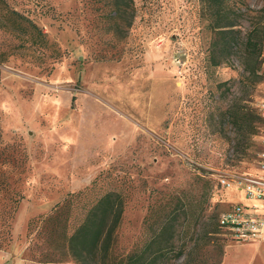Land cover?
I'll return each mask as SVG.
<instances>
[{
  "label": "rangeland",
  "instance_id": "1",
  "mask_svg": "<svg viewBox=\"0 0 264 264\" xmlns=\"http://www.w3.org/2000/svg\"><path fill=\"white\" fill-rule=\"evenodd\" d=\"M16 1L39 4L31 14L49 46L9 50L19 39L0 30V264H42L28 223L71 193H86L78 219L103 193L122 192L123 256L150 239L146 219L161 204L182 199L198 214L206 186L207 215L182 217L163 264H264L255 241L204 239L211 215L248 200L236 185L256 168L259 137L249 122L238 136L228 112L264 99V60L253 83L244 54L264 0L222 2L240 35L220 66L210 58L218 15L205 0H126L119 24L112 0Z\"/></svg>",
  "mask_w": 264,
  "mask_h": 264
},
{
  "label": "trees",
  "instance_id": "2",
  "mask_svg": "<svg viewBox=\"0 0 264 264\" xmlns=\"http://www.w3.org/2000/svg\"><path fill=\"white\" fill-rule=\"evenodd\" d=\"M124 1L126 0H112L113 13L118 24L122 16L127 13V5L123 4ZM223 1L205 0L212 13L218 15L212 26L215 38L211 46L210 58L214 66H220L229 59L230 51L240 35L235 29L237 24L224 16ZM18 5L16 0H0V30L10 32L19 39L17 44L10 43L7 49L48 47L47 33L31 14L38 9L39 4L35 7L25 5L19 7ZM43 7L44 5H41V11ZM260 13L261 16L255 18L254 27L244 41V54L252 60L251 64L245 65V69L252 77L253 83L262 78L258 71L262 63L261 50L264 45V6ZM4 52L0 54L1 57ZM1 57L0 60H2ZM228 116L238 136L242 134L246 122H249L251 135L258 137L263 119L257 107L253 110H245L236 106L229 110ZM97 182L98 179H95L94 184ZM207 188L208 186L198 200V214L192 211V202L185 203L182 199L171 206L167 203L161 204L158 209L153 210L146 219L147 228L151 232L150 239L137 251L133 250L123 256H117L114 252L126 204V198L122 192L109 190L103 193L84 210L78 219L75 215V207L81 196L86 193L83 191L71 193L62 202L56 204L50 212L29 221V248L33 256L32 261L53 264L69 258L76 264H163L173 251V240L182 217L186 219L189 213L197 218L207 215L209 211ZM210 219L212 223L205 225V240L209 239L207 235L210 233L226 231L216 215H211ZM37 241L42 243L38 244ZM186 249L187 245L177 252V257L186 255Z\"/></svg>",
  "mask_w": 264,
  "mask_h": 264
},
{
  "label": "built area",
  "instance_id": "3",
  "mask_svg": "<svg viewBox=\"0 0 264 264\" xmlns=\"http://www.w3.org/2000/svg\"><path fill=\"white\" fill-rule=\"evenodd\" d=\"M261 50V60H264V45ZM257 111L263 119L258 134L260 150L257 153L256 168L245 174L236 187L244 192L248 200L264 201V99L257 105ZM251 208L255 209V206ZM218 220L223 228L238 240H254L264 236V214H258L242 203H234L229 210L221 212Z\"/></svg>",
  "mask_w": 264,
  "mask_h": 264
},
{
  "label": "crops",
  "instance_id": "4",
  "mask_svg": "<svg viewBox=\"0 0 264 264\" xmlns=\"http://www.w3.org/2000/svg\"><path fill=\"white\" fill-rule=\"evenodd\" d=\"M238 203H242L243 205H246L248 207H250L251 210H253L254 212H257L258 214H264V201L262 200H243L242 202H238ZM252 206H255L254 208H251ZM249 241H255L257 242V249L259 251L260 254H262V256H264V236L260 239H254V240H249ZM20 264H27L26 262L22 261L20 262Z\"/></svg>",
  "mask_w": 264,
  "mask_h": 264
}]
</instances>
